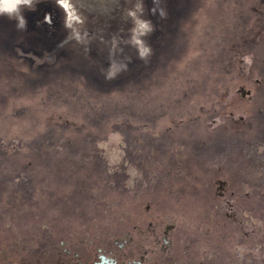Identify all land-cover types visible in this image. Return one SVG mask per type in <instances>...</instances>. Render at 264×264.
<instances>
[{"label": "rangeland", "instance_id": "1", "mask_svg": "<svg viewBox=\"0 0 264 264\" xmlns=\"http://www.w3.org/2000/svg\"><path fill=\"white\" fill-rule=\"evenodd\" d=\"M56 1L0 15V264H264V0Z\"/></svg>", "mask_w": 264, "mask_h": 264}, {"label": "clouds", "instance_id": "2", "mask_svg": "<svg viewBox=\"0 0 264 264\" xmlns=\"http://www.w3.org/2000/svg\"><path fill=\"white\" fill-rule=\"evenodd\" d=\"M30 3L31 0H0V15L8 13L11 16L12 13H16V18L19 21L18 27H23L25 20L21 15H19L18 8L20 5H29ZM60 3H62V0H60ZM129 14L135 16L134 12H130ZM137 23L139 28L142 30L141 34L152 31V27L149 22L137 21ZM137 44L139 45V54L142 58L151 52V48L145 46L143 41L138 40ZM112 75H114V70L109 72V78H111Z\"/></svg>", "mask_w": 264, "mask_h": 264}, {"label": "bare ground", "instance_id": "3", "mask_svg": "<svg viewBox=\"0 0 264 264\" xmlns=\"http://www.w3.org/2000/svg\"><path fill=\"white\" fill-rule=\"evenodd\" d=\"M59 4L62 6V4H61V3H59ZM62 7H63V6H62ZM19 8H20V7H19ZM19 8H18V9H19ZM64 8H65V7H64ZM6 14H8V13H6ZM8 15H9V14H8ZM16 15H17V14H16Z\"/></svg>", "mask_w": 264, "mask_h": 264}, {"label": "flooded vegetation", "instance_id": "4", "mask_svg": "<svg viewBox=\"0 0 264 264\" xmlns=\"http://www.w3.org/2000/svg\"><path fill=\"white\" fill-rule=\"evenodd\" d=\"M18 11H19V9H18ZM14 14H16V13H12L11 15H14Z\"/></svg>", "mask_w": 264, "mask_h": 264}]
</instances>
